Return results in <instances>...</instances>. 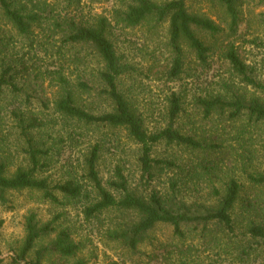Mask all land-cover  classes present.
Returning <instances> with one entry per match:
<instances>
[{
    "label": "trees",
    "instance_id": "1",
    "mask_svg": "<svg viewBox=\"0 0 264 264\" xmlns=\"http://www.w3.org/2000/svg\"><path fill=\"white\" fill-rule=\"evenodd\" d=\"M84 1L0 0L5 24L28 42V53L17 54L15 58L7 53L2 58L0 99L7 91L13 95L26 94L30 99L43 93L44 83L49 81L58 88L56 112L73 123L70 134L73 150L90 139V147L78 161V169L73 163L66 177L52 181L43 175L50 169L48 162L54 158L55 148L39 146L31 136L37 129L42 130L44 122L34 118L25 126L24 119L15 114L26 141L29 164L9 175L8 164L0 162V203L7 205V195L11 192L31 190L56 206L81 205L87 222L100 227L106 225L105 238L133 254L139 253L149 239L148 234L161 225L170 226L173 237L182 241L187 238L185 228L193 226L202 225L204 230L217 226L228 233L224 235L227 243L240 230L244 245L240 244L236 262L230 264H250L247 260L252 254L264 249V217H261L264 210L256 198L247 199L246 191L264 190V174L246 171L249 189L235 177L227 178L220 188L210 182L213 187L209 196L214 198L210 204L190 203L185 195L198 193L199 182L217 176L219 157L216 155L227 148L235 154L239 151L250 154L252 149L247 141L254 139L246 135L264 131V82L259 79L257 69L243 59L236 44L242 36L243 0H210L224 10L227 27L204 12L191 9L190 0H89L113 3L108 17L90 18L84 13ZM163 25L168 27L166 45L172 52L171 67L165 75L168 81L192 80L195 84L211 70L216 58L229 65L230 77H220L217 82L211 80L191 97L184 87L168 96L160 111L142 107L137 91L140 95L144 91L139 90L142 85L135 76V68L118 52L114 39L118 28L147 26L155 34ZM14 43L13 37L4 38L0 49L10 52ZM71 51L77 53L69 56ZM39 54L44 57L39 58ZM93 61L97 65L95 71L90 69ZM128 78L136 81L137 87L134 83L126 87ZM31 91L33 94H29ZM151 111L159 113L157 124L152 127L147 120ZM218 119L219 123H229L227 128L233 130L241 124L236 128L238 134L232 135L219 127L205 129L207 123ZM92 131L100 133L95 135V142L88 137ZM118 133H124L138 148L137 187L131 184L121 162L114 166L107 180L101 177L106 145L114 142L112 137L116 140ZM163 148L166 157L159 155ZM176 151L201 155L191 164L184 162ZM169 172L173 176L168 179V187L152 188L154 182L169 176ZM237 205L241 213H237ZM111 216L116 219L111 220ZM63 217L61 214L44 223L35 212L28 214L23 245L14 250L15 256L6 263L0 256V264H46L47 261L89 264L81 256L84 243L76 240L75 226L74 230L66 226ZM228 246L218 240L214 250L222 253Z\"/></svg>",
    "mask_w": 264,
    "mask_h": 264
},
{
    "label": "rangeland",
    "instance_id": "2",
    "mask_svg": "<svg viewBox=\"0 0 264 264\" xmlns=\"http://www.w3.org/2000/svg\"><path fill=\"white\" fill-rule=\"evenodd\" d=\"M57 1L61 2L62 0H49L50 3H57ZM157 1L164 2L168 0ZM243 3V23L240 29L242 36H240L238 41H235L240 46L243 59L247 64L257 69L259 79L264 82V0H243ZM112 7L113 3L84 1V13L88 18L91 16L108 17ZM189 7L194 11L204 12L217 23L227 27L224 21V10L212 1L190 0ZM150 30L151 28L147 26L126 30L118 28L114 39L118 52L125 56V60L135 68V76L142 85V89L140 88L139 90L144 91L141 95L137 91L143 108L151 107L153 110L161 111L164 109L163 104H165L166 98L174 92H180L184 87L189 91V97H191L197 89L206 88L211 80L217 82L220 77L229 79V65L216 58L211 70L195 84L192 83V80L183 82L168 81L165 75L171 67L172 58V52L166 45L168 27L163 25L156 30L155 34ZM10 37L14 38L15 43L10 52L0 49V65L2 58L7 53L8 55H13L14 58L17 54L21 56L24 53H28L27 40L18 37L12 28L5 24L0 12V41ZM23 46L25 48L21 49ZM76 53L71 51L69 56H73ZM43 57V54H39V58L42 59ZM41 63H39V66L42 65ZM94 64L95 62L93 61L90 69L95 71L97 65L94 66ZM25 83L22 82V84ZM133 83L137 87L136 81L132 82L131 78H128L125 82L126 87L134 86ZM43 89V93L34 94V97H30V99L26 94L13 95L8 91L0 99V162L4 161L8 164L9 175H13L18 168L28 166V157L25 153L27 148L26 141L21 135L18 118L24 119L25 126L29 124L30 120L37 118L42 120L45 125L42 130L39 131L37 129L31 133V136H33L39 146L43 145L45 148H53V150L55 148V156L48 162L49 165L51 164L50 169L43 176L50 177L52 181H59L61 178L66 177L68 170L73 169V163L78 169V161L82 159L85 151L89 149L90 139L81 144V148L73 150V142H71L70 135L73 123L71 120L61 116L55 109L58 88L52 87L49 81H46ZM28 90L30 91V89ZM31 93L33 94L32 91L29 92V94ZM189 109L192 110L191 107ZM146 112L144 113L146 114ZM152 112H150L149 119H147L151 122L150 127L155 126L159 118V113L156 115L153 112L154 114L151 115ZM15 114H18L19 117H16ZM228 126H230L229 123H219L218 119L214 120L213 123H207L204 127L206 130L219 127L231 132L232 135H237L236 128H240L241 124L236 126L234 130L227 128ZM111 133L113 132L111 131ZM89 134L90 136L88 137L92 138V142H95V135H100V133H94L93 131ZM114 135L115 133H113ZM118 135L116 140L112 137L114 142L106 145L107 150L100 165L101 177L107 180L114 166L121 162V164L123 163L126 166V172L131 184L137 187L140 179L137 163L138 148L128 140L124 133H118ZM246 137L254 139V142L252 140L247 141L249 142V149H252L251 155L242 151L237 152V155L230 152V148L216 155V158L219 157L217 176H212V179L207 178L199 182L198 193H185L187 201L197 204H210L214 201L213 196H209L210 188L213 187L210 182H215L214 186L220 188L221 183H224L227 178L235 177L249 189V183H247L245 176L246 171L264 174V131H256L255 135L249 136L247 134ZM176 152L180 154L184 162H190L191 164L196 162L201 155V153H197L195 157V155L187 151L185 153ZM159 153L161 156H167L164 148L160 149ZM168 175L158 179L156 183L154 182L152 188L162 190L164 185L168 187V179L173 176V173L169 172ZM7 197L9 202L7 205L0 203V223H2L0 228V256L1 259L5 260V263L15 256L14 250L19 249L23 245L25 219L32 212H35L44 223L49 222L58 215L64 214L62 221L66 226L73 227V230L75 226L77 230L76 240L84 243L81 256L87 259L89 264H110L116 262L119 264H230L236 262L238 251L244 245L241 243L242 235L240 230L238 235L232 236L233 241L227 243L224 235H228V233L223 229L213 225L206 230H204L202 225L200 227L193 226L185 228L187 238L182 241L173 237V229L170 226L161 225L148 234L149 239L140 248L139 253L133 254L125 247L110 242L105 238L106 225L105 227H100L95 222H87L83 213H81V205L73 204L66 208L56 206L45 202L41 193L31 190L11 192ZM246 197L250 201H255L256 198L262 205V211L264 210V190L249 189L246 191ZM237 206V213H241L239 205ZM261 217H264V212H261ZM109 218L114 220L116 216ZM202 235H206V237ZM214 240L216 242L219 240L220 244L229 246L221 253L218 250H214L216 245ZM233 254H235L234 258ZM247 261L250 264L264 262V249L261 248L256 254H252ZM46 264H49L48 261Z\"/></svg>",
    "mask_w": 264,
    "mask_h": 264
}]
</instances>
